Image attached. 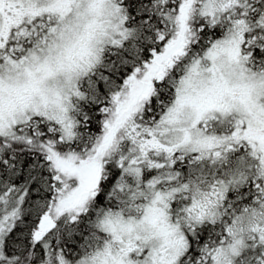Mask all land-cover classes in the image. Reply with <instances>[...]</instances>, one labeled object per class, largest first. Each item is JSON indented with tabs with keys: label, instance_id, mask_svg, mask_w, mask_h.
Masks as SVG:
<instances>
[{
	"label": "snow or ice",
	"instance_id": "1",
	"mask_svg": "<svg viewBox=\"0 0 264 264\" xmlns=\"http://www.w3.org/2000/svg\"><path fill=\"white\" fill-rule=\"evenodd\" d=\"M0 264H264V0H0Z\"/></svg>",
	"mask_w": 264,
	"mask_h": 264
}]
</instances>
